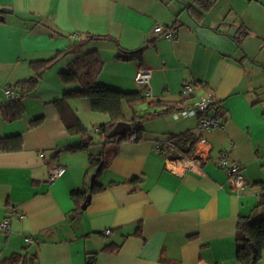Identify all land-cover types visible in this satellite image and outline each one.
I'll return each instance as SVG.
<instances>
[{
  "label": "crops",
  "instance_id": "1",
  "mask_svg": "<svg viewBox=\"0 0 264 264\" xmlns=\"http://www.w3.org/2000/svg\"><path fill=\"white\" fill-rule=\"evenodd\" d=\"M0 8L11 9L0 13V83L21 92L32 63L76 48L45 70L32 92L0 103V144L10 139L18 147L0 148V222H11L0 233V264H242L239 223L264 218V0H0ZM157 25L176 38L157 35ZM87 35L119 45H81ZM93 51L103 61L99 85L146 99L123 102L126 122L166 109L158 102H183L184 109L205 95L217 100L209 114L223 127L203 133L212 160L202 173L171 171L155 149L185 133L198 139L200 116L184 117L183 109L152 115L141 141L105 147L102 189L82 209L103 164L97 128L111 118L86 97L68 98L87 130L71 133L56 102L80 89L61 73ZM140 68L152 72L147 85L135 79ZM188 83L195 89L186 94ZM88 135L93 142L85 146ZM223 153L244 166V190L232 189L217 165ZM55 163L66 171L51 183ZM256 264H264V249Z\"/></svg>",
  "mask_w": 264,
  "mask_h": 264
},
{
  "label": "trees",
  "instance_id": "2",
  "mask_svg": "<svg viewBox=\"0 0 264 264\" xmlns=\"http://www.w3.org/2000/svg\"><path fill=\"white\" fill-rule=\"evenodd\" d=\"M93 40H107L113 41L119 45L118 41L109 36H96L87 35L86 38L80 43H87ZM241 44V40H238ZM75 47H69L67 50L58 53L54 58L45 61H38L32 63V69L34 75L23 82L20 83L22 89V96L32 92L38 85L42 73L47 70L60 56L65 53L75 50ZM103 61L99 52L93 51L79 58L73 62L67 71L61 73V78L65 83L78 82L80 84V89L67 92L63 99L56 102L57 108L60 112L61 118L66 125L67 129L71 133H82L87 135V130L78 119V117L69 109L66 104L68 98H83L86 97L90 100L92 109L95 111L107 113L111 120L109 123L103 124L97 128V134L103 141L105 145L104 148L113 142H123L130 139L132 135L135 136L134 141H141L144 134V122L148 117L152 115H168L179 109H183V102L177 105L170 106L167 103L158 102L157 104L166 109L155 112L151 114H146L139 116L135 113L133 119L130 121L132 129L125 135L111 137L109 134L111 130L115 127L118 122L126 121L123 102L126 101L133 106L137 103H143L146 101L145 97L142 96L141 92H123L120 90L112 89L97 83V79L102 71ZM20 100V99H19ZM19 100L9 101L18 102ZM168 107V108H167ZM215 108V104L210 107V109ZM185 109V108H184ZM172 142L174 144L175 152L186 153L192 150V147L197 139L193 137L190 133H185L178 136L172 137ZM10 140V139H9ZM9 140L2 141L0 148L2 150H12L17 149L12 145ZM93 138L88 135L85 141V146L91 145ZM11 144V146H10ZM106 148L102 152V155L97 160V163L102 164L101 170L97 174V178L93 182L89 193H95L100 191L102 188L98 186V176L107 167L106 162ZM83 193L82 191H74L73 196H77ZM239 239H238V250L237 257L242 264H256L257 260L260 258L261 253L264 249V218L259 219L254 222H249L248 220H243L239 223Z\"/></svg>",
  "mask_w": 264,
  "mask_h": 264
},
{
  "label": "built area",
  "instance_id": "3",
  "mask_svg": "<svg viewBox=\"0 0 264 264\" xmlns=\"http://www.w3.org/2000/svg\"><path fill=\"white\" fill-rule=\"evenodd\" d=\"M154 32L163 36L167 39H175V33L169 28L161 25L154 27ZM151 70L146 68H140L136 74V81L139 84L147 85L149 84L151 78ZM195 85L193 83L186 84L183 88V92L186 94L194 92ZM22 98L21 92L10 84L0 83V103L4 100L15 101ZM217 103V100L213 96L205 95L200 98V100L193 107H188L181 110V115L184 117L199 115V130L202 135L197 139L194 148L186 153L175 152L174 144L172 140L157 143L156 151L161 154L166 162L167 167L177 173L183 174L187 172L192 173H202L203 166L207 162L212 160L210 156V151L208 149V140L203 136L204 132L212 131L223 127L220 119L216 115L209 114L210 107ZM135 136L130 137L134 140ZM41 157L45 156V153H40ZM217 165L226 171L228 177V183L232 189L239 192L247 188V180L244 176L243 170L244 166L236 161L230 159V157L223 153L216 161ZM175 165V168H170L169 166ZM66 171V168L61 164H50L49 165V182H56ZM23 218L24 215H19ZM11 227V222L9 219H5L0 222V233L7 232ZM106 235L111 233V230H106L104 232ZM32 242V239H29ZM198 264H207L205 261H201Z\"/></svg>",
  "mask_w": 264,
  "mask_h": 264
},
{
  "label": "water",
  "instance_id": "4",
  "mask_svg": "<svg viewBox=\"0 0 264 264\" xmlns=\"http://www.w3.org/2000/svg\"><path fill=\"white\" fill-rule=\"evenodd\" d=\"M7 12H11V9H8V8H0V13H7ZM5 17L3 15L0 14V20H4ZM132 129V125L131 123L129 122H126V121H121V122H118L115 127L111 130L110 132V136L111 137H114V136H120V135H125L127 134L130 130ZM102 168V164H100L96 170V172L92 175V178H91V182L93 184V182L95 181L96 177H97V174L98 172L101 170ZM91 199V194H88L87 195V198L86 200L84 201V203L82 204V209H85L89 203Z\"/></svg>",
  "mask_w": 264,
  "mask_h": 264
}]
</instances>
